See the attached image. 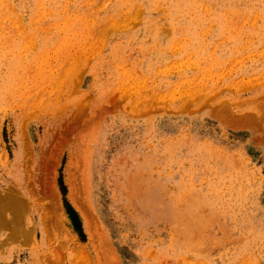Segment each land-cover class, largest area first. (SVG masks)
<instances>
[{"label": "rangeland", "instance_id": "1", "mask_svg": "<svg viewBox=\"0 0 264 264\" xmlns=\"http://www.w3.org/2000/svg\"><path fill=\"white\" fill-rule=\"evenodd\" d=\"M0 264H264V0H0Z\"/></svg>", "mask_w": 264, "mask_h": 264}, {"label": "trees", "instance_id": "2", "mask_svg": "<svg viewBox=\"0 0 264 264\" xmlns=\"http://www.w3.org/2000/svg\"><path fill=\"white\" fill-rule=\"evenodd\" d=\"M59 188H60V192H61L62 197H63V203H64V207L66 209V213H67L68 217L70 218L76 233H78V235L81 237V239L83 241H85L86 237H85V234L83 231V226H82L80 216H79L78 212L72 207V205L70 204V202L68 201V198H67L68 191H67V187H66L65 182H64L63 170L60 171Z\"/></svg>", "mask_w": 264, "mask_h": 264}, {"label": "bare ground", "instance_id": "3", "mask_svg": "<svg viewBox=\"0 0 264 264\" xmlns=\"http://www.w3.org/2000/svg\"><path fill=\"white\" fill-rule=\"evenodd\" d=\"M221 112V111H220ZM223 112V111H222ZM229 115V114H228ZM251 115V114H250ZM253 116V115H252ZM242 117V116H241ZM245 117H247V116H245ZM228 118V117H227ZM238 118H240V117H238ZM234 119V118H233ZM245 119V118H244ZM240 120V119H239ZM243 120V119H242ZM235 121H236V119H235ZM239 126V125H238ZM3 211V210H2Z\"/></svg>", "mask_w": 264, "mask_h": 264}]
</instances>
